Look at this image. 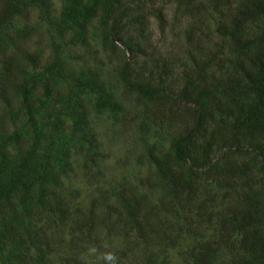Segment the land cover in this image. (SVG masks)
Wrapping results in <instances>:
<instances>
[{
	"label": "trees",
	"instance_id": "trees-1",
	"mask_svg": "<svg viewBox=\"0 0 264 264\" xmlns=\"http://www.w3.org/2000/svg\"><path fill=\"white\" fill-rule=\"evenodd\" d=\"M132 1L98 0L100 38L121 46L114 70L122 89L172 101L180 93L189 94L195 111L188 128L173 138L171 159H162L167 154L150 159L162 191L171 202L185 208L189 204L198 207L199 193L211 186L226 191L242 188L240 205L215 213L220 235L199 239L190 248L192 264H264V0H227L223 12L226 0H185L189 10L216 16L214 33L226 42L232 57L230 74L195 93L189 81L179 89L170 81L173 60L168 52L156 49L155 57L154 49L145 53L143 43L150 39L147 17L129 7ZM0 2V125L5 128L8 114L10 125H15L6 136L0 135L1 257L5 264H56L57 260L61 261L58 264H85L81 254L95 246L101 252L114 251L119 264H129L126 251L110 244L105 248L99 235L103 231L119 235L126 226L134 235L132 249L152 248L150 235L158 236L160 225L146 217L144 196L119 191L111 203L92 201L84 207L73 202L62 182L73 160L63 149L58 147L59 155L55 149L64 120L72 127L85 126L86 113L78 89L82 91L87 86L93 90L98 86L95 81L76 84L70 76L66 80L54 60L42 68L49 81L43 83V98L37 97L38 81L27 73L29 66H39L37 53L27 47L10 46L25 33L14 30L11 35L9 29L12 18L26 14V8L34 6L36 0ZM151 16L158 24L157 34L163 35L160 13L153 12ZM60 22L67 25L65 19ZM58 31L62 34L63 30ZM137 53L147 54L148 66L145 62L136 66ZM56 78L66 81L61 89ZM216 116L215 131L208 130ZM223 134L228 135V146H233L234 152H254L259 158L257 163L252 159H212ZM83 140L88 148L93 147L89 139ZM83 160L85 169L98 165L92 156ZM208 192L204 215L216 206V192ZM99 204H104L105 212ZM169 212L167 209L166 214ZM234 236L238 237L235 245L231 243ZM64 241L65 250L61 247ZM232 249L228 261H216L218 253ZM91 261L102 264L94 257ZM147 261L152 264L151 259Z\"/></svg>",
	"mask_w": 264,
	"mask_h": 264
},
{
	"label": "rangeland",
	"instance_id": "rangeland-1",
	"mask_svg": "<svg viewBox=\"0 0 264 264\" xmlns=\"http://www.w3.org/2000/svg\"><path fill=\"white\" fill-rule=\"evenodd\" d=\"M185 4V0H133L129 7L147 17L150 39L143 43L145 53L154 49L155 57L156 49L161 53L163 50L168 52L173 60L169 69L170 81L176 89L189 81L192 83L191 92L195 93L208 89L230 74L232 57L226 42H221L214 33L213 19L216 16L191 11ZM226 5L227 0L221 12ZM153 12L160 13L163 35L157 34L158 24L151 16ZM63 19L67 23L65 27L60 22ZM58 28H62V34ZM9 29L11 35H14V30H21L26 37L18 43L12 41L10 46L27 47L32 53H37L39 66L27 69L28 77L38 81L37 97L43 98V83L49 81L42 68L54 60L66 80L70 76L76 84L95 81L98 86L93 90L85 86L77 92L86 113L85 126L72 127L68 120H64L61 132L56 136L57 155L59 147L67 153L68 159L73 160L68 177L62 181L66 193L72 194V201H78L84 207L92 201L96 204L111 203L114 193L134 191L144 196L146 217L160 225L159 237L150 235L152 248L149 250L132 249L134 235L126 226L119 235L103 231L99 235L102 243L126 251L125 260L129 264H147L148 259L152 264H192L190 248L199 239H214L220 235L215 213L240 205L242 188L226 191L208 186V190L199 193L201 204L198 207L189 204L185 208L171 202L162 191L149 164L150 159H161L165 154L167 156L162 159H171L173 138L188 128L195 115L191 96L180 93L178 99L172 101L164 97L148 98L122 89L114 70L116 61L120 59L121 46L119 42L110 44L100 38L102 25L98 0H36L34 6L26 8V14L12 18ZM20 41L23 42L19 44ZM135 55L136 66L143 62L149 65L147 54ZM55 81L60 89L66 82L58 78ZM50 104L51 101L48 102ZM5 119L7 125L5 128L0 125V135L6 136L15 125H10L9 114ZM217 121L218 116L207 126L208 130H214ZM83 138L89 139L93 147L88 148ZM228 138L223 134L217 141L212 159L220 162L228 159H252L256 162L259 159L254 152L238 155L233 146H228ZM87 156L96 159L98 165L85 169L82 162ZM210 189L216 192V206L204 215L202 210L208 207L204 197L209 196ZM99 206L103 212L106 211L104 204ZM167 209L170 212L166 214ZM237 239L234 236L231 243L235 245ZM61 247L65 250L67 243H61ZM230 253L233 249L231 252L223 250L218 253L216 261H228ZM1 256L0 264H5ZM60 262L57 260L56 264Z\"/></svg>",
	"mask_w": 264,
	"mask_h": 264
},
{
	"label": "clouds",
	"instance_id": "clouds-1",
	"mask_svg": "<svg viewBox=\"0 0 264 264\" xmlns=\"http://www.w3.org/2000/svg\"><path fill=\"white\" fill-rule=\"evenodd\" d=\"M104 247L107 248V245ZM93 257L96 261L102 262V264H119V257L111 250L101 252L97 247L89 246L86 251L81 254V259L85 261V264H92L91 258Z\"/></svg>",
	"mask_w": 264,
	"mask_h": 264
}]
</instances>
